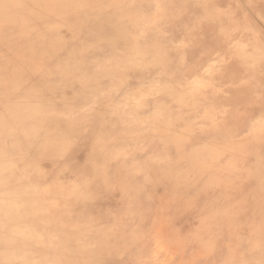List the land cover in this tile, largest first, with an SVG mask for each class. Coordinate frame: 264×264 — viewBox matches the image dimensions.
<instances>
[{
  "label": "bare ground",
  "instance_id": "6f19581e",
  "mask_svg": "<svg viewBox=\"0 0 264 264\" xmlns=\"http://www.w3.org/2000/svg\"><path fill=\"white\" fill-rule=\"evenodd\" d=\"M125 12L120 0H0V264H98L91 250L98 248L103 257V245L118 247L115 236L124 235L123 218L142 209V198L159 209L185 193L191 204H204L196 212L202 218L219 221L222 214L237 219L239 229L248 221L255 224L257 235L239 230L247 247L243 264H264L263 208L242 216L241 209L255 200L246 202L241 193L225 199L216 194L231 180V189L248 185L264 199V167L255 166L247 180L227 172L230 159L204 124L196 125L206 114L177 88L181 78L167 47L156 36L131 35ZM134 63L164 78L161 96L149 102L159 115H149L144 126L135 123V136L169 159L127 184L123 173L136 163L118 160L123 124L115 119V106L68 120L61 115L75 109L68 102H92L104 87L129 101L138 92L130 83L139 77L130 66ZM144 106L124 113L136 122ZM149 119L154 126L147 128ZM172 123L177 132L168 130ZM82 125L88 130L80 132ZM94 138L105 148L92 146ZM230 203L237 209L230 210ZM180 204L185 202L177 211L190 215L189 205L184 210ZM51 212L59 218L50 221ZM73 221L86 223L80 229L89 241L70 236Z\"/></svg>",
  "mask_w": 264,
  "mask_h": 264
},
{
  "label": "rangeland",
  "instance_id": "374dc122",
  "mask_svg": "<svg viewBox=\"0 0 264 264\" xmlns=\"http://www.w3.org/2000/svg\"><path fill=\"white\" fill-rule=\"evenodd\" d=\"M120 2L126 10L125 22L132 27L131 35L156 36L159 38L157 41L167 47L169 60L178 68L181 78L177 88L195 102L197 111L206 114V117L197 121L196 125L204 124L203 128L207 130L208 137L216 142L224 157L230 159L227 163V172L231 176L234 175V179L247 180L257 166L264 167V0H120ZM130 66L135 68L133 74L139 77L130 82L138 92L129 101L122 102L119 99L120 91L104 87L98 93H94L95 99L92 102H68V108L74 106L75 109H66L61 115L68 120L87 114L93 109H101L104 113L111 105L115 106V119H120L123 124L120 129L121 154L118 160L123 163H136L135 167H130L123 173V181L127 184L142 179L137 173L142 174L143 169L146 172L150 165L161 164L162 161L169 159L168 155L144 147L143 141L135 136L136 125L144 126L142 124H145L149 115H159L157 109L149 107V102H155L161 96L164 78L157 77L158 75H154L141 63ZM131 77L132 75H129L128 79ZM170 90L174 91L173 88ZM144 103L143 109L146 110L138 114L136 122L131 115L126 117L128 113L125 115L124 111L128 108L137 110ZM152 121L150 123V119L147 120V128L149 123L151 127L154 126ZM135 123L138 124L134 125ZM176 129L175 123L168 128L171 131ZM87 130L85 125L80 127V132ZM92 146H96L100 151L105 148V144L99 138L93 139ZM136 146L142 148L130 155V151ZM231 182L223 181L222 187L218 188L216 193L218 197L231 198L241 193L242 197L245 196L244 199L256 201L252 207L243 206L242 216L247 215L250 209L262 207L261 213L264 218L263 197L253 188H248V185L241 184L240 189H231ZM246 199L244 201L247 202ZM189 200L193 201V198L185 193L183 199H171L168 201L169 204L165 203L166 205L158 206L157 209L153 203L146 206L142 198V209H136L130 215L132 218L130 216L123 218L124 235L121 239L115 236L118 247L103 245L101 252L103 257L100 256L98 248L91 250V254L98 256L96 259L99 260L98 264L246 263L244 252L247 247L240 239L239 230L249 229L253 235H257L258 227L248 221L244 228L239 229L237 219L234 218L236 221H232L231 217L226 219L227 216L225 218L222 214L221 217L224 219L219 221L202 218L199 214L196 215V212L201 207L204 209V204L199 201L191 204ZM181 202H185L180 204L182 208L189 205L190 215L177 211V204ZM123 208L127 213L130 211L128 201L124 200ZM232 209L236 210L237 207L230 203V210ZM58 218L57 212L50 213V221ZM50 221L46 220L43 226H50ZM85 225L84 221H73L69 225L70 236L79 237L78 239L84 242L89 241L86 231L80 229Z\"/></svg>",
  "mask_w": 264,
  "mask_h": 264
}]
</instances>
